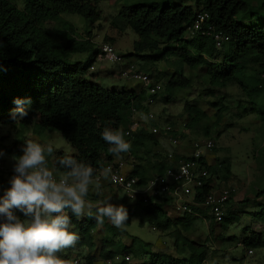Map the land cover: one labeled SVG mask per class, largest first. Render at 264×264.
Listing matches in <instances>:
<instances>
[{"label":"trees","instance_id":"1","mask_svg":"<svg viewBox=\"0 0 264 264\" xmlns=\"http://www.w3.org/2000/svg\"><path fill=\"white\" fill-rule=\"evenodd\" d=\"M103 1L22 0L20 5L17 0H0V126L28 128L34 124L39 135L53 130L72 146L75 151L72 156L95 169L116 158L109 151L111 146L102 139L104 128L123 129L124 139L127 142L132 139L130 152L137 159L132 174L143 182L152 175L164 174L170 167L167 156L156 153L152 159L148 158L158 142L146 128L135 125L133 137L126 136L133 123V108L144 116L149 112L143 105L147 100L146 92L138 93L130 88L107 90L87 79L99 56L92 27L101 20ZM255 1L256 4L253 0H180L178 3L174 0H127L111 26L120 33L131 29L138 36L133 52L123 55L126 61L137 58L146 66H156L175 60L176 68L166 83L167 101L172 100L177 91L190 86L185 67L191 70L203 67L211 90L238 86L252 106L249 112L264 120V0ZM205 13L210 19L201 30L192 32L199 16ZM64 14L78 15L86 21L85 37L77 34L74 25L62 17ZM47 23H54V27L49 29ZM209 26L230 38L221 49H217L214 38L207 34ZM226 45L230 47L228 52L223 50ZM76 55H85V58L75 59ZM253 68L261 71L248 76L247 71ZM17 99L26 101L23 107L28 115L15 122L11 114L17 108L14 103ZM187 115V129L203 131L207 138L211 137L210 127L203 124L208 119L204 110L190 106ZM218 117L221 118L220 113ZM217 137L220 138V133ZM5 152L12 156L22 155L17 144L5 147ZM63 154L54 153L53 159L49 157V166L53 167ZM218 161L208 166L211 180L228 183L234 177L231 164L226 159ZM55 168L57 173L63 171L59 165ZM258 196H264V190ZM165 201L129 204L126 225L139 217L142 226L149 224L153 229L169 231L176 248L189 252V256L151 253L147 262L141 264H204L209 258L210 247L184 235L195 220L190 215H172L163 205L171 201ZM260 206L264 210V205ZM228 209L224 221L218 225L223 231L240 220ZM66 211L71 216L72 231L80 239L75 248L65 249L58 255L69 258V254L86 248L89 254L84 257L85 264H95L92 254L98 251L94 236L96 219H80L71 215L70 209ZM13 212L22 220L28 218L19 209ZM210 226L217 225L212 222ZM243 232L245 234L246 230ZM130 239V247L119 244L116 250L103 249L101 256L112 260L130 251L139 259L143 255L133 250L138 239ZM229 240L244 244L245 249L264 248L263 233L252 232ZM122 264L127 263L123 260Z\"/></svg>","mask_w":264,"mask_h":264},{"label":"rangeland","instance_id":"2","mask_svg":"<svg viewBox=\"0 0 264 264\" xmlns=\"http://www.w3.org/2000/svg\"><path fill=\"white\" fill-rule=\"evenodd\" d=\"M17 1L20 5L23 4L22 0ZM126 1L105 0L101 3V20L92 27L93 42L98 48L108 43L113 45L121 55L133 52V45L138 40V36L131 29L120 33L111 26ZM174 1L180 2V0ZM253 3L256 4V1L253 0ZM62 17L74 25L80 37H85L84 28L88 24L82 17L73 14H64ZM47 27L53 28L54 23H47ZM229 49V45L223 48L225 52H228ZM74 58L84 59L85 55H76ZM129 63L135 65L139 70L151 74L153 79L163 86V91L158 96L156 104L150 108L157 117V121L145 122L144 125L149 128L157 123H172L181 137L180 147H174L166 138L151 136L158 144L151 149L148 158L152 159L156 153H159L167 156L169 162H177L179 155L187 152L192 140L206 138L203 131H191L185 127L188 123V107L197 106L208 115V119L203 124L210 127L212 135L209 138L215 143L214 150L209 153L211 165L216 160L224 159L231 164L234 177L228 183H224L222 180L217 181L222 186L235 190L228 210L238 215L239 222L231 224L228 230L223 231L218 225L211 227L200 220H195L191 229L184 232V235L210 247L208 264H264V248L254 249V253L248 255L245 248L236 243L237 241L229 240L230 237L242 238L252 232L264 234V210L261 208L263 206H260L264 205V196H258L264 190V120L259 115L249 112L252 106L248 97L238 86H229L226 90H211L206 78V70L203 67L196 70L185 67V75L191 80L190 86L185 90L177 91L174 98L167 101L166 83L176 68L175 60H172L171 63L162 62L156 66H146L137 58ZM119 70V67L112 62H97L89 71L87 79L95 81L107 90L113 88L119 91L124 88L138 89V82L121 79ZM260 71V68L249 69L247 75L254 76ZM220 109H222L221 112ZM218 113L221 114V118L218 117ZM137 119H140V116H137ZM219 133L220 138L217 137ZM28 139L40 143L53 142L54 153L67 152L70 155L75 153L72 146L53 130H47L43 135H39L34 130V124L28 128L0 126V151L5 153L1 157L3 171H0V198L11 187V173L14 171L15 165L13 156L5 152V147L17 144L19 152L23 154L21 149L24 146V141ZM132 160L137 163L134 156ZM57 174L59 175V173ZM100 185L99 195L96 193L95 187L92 186L87 197L94 205L91 216L85 215L80 219L95 218V205L98 201L110 200L117 206L121 204L126 208L129 206L130 202L124 191L116 189L106 181ZM163 205L164 208H167L165 204ZM167 209L172 215H175L173 209L169 207ZM212 229H214L213 233ZM244 229L246 230L245 234ZM94 236L98 245V251L92 254L96 259L95 264H109V262L110 264H122L123 260L127 264H141L147 262L151 253L189 256V252L176 248L171 232L153 229L149 224L142 226L139 217H134L131 224L126 225L123 231L117 229L110 220L105 218L103 224H97ZM130 238L138 239L133 250L143 255L139 256V259H136L130 251H126L123 255L112 260H106L101 256L103 249L116 250L120 247L119 244L130 247L132 245ZM88 254L89 250L85 248L69 254V257L78 255L84 260Z\"/></svg>","mask_w":264,"mask_h":264},{"label":"clouds","instance_id":"3","mask_svg":"<svg viewBox=\"0 0 264 264\" xmlns=\"http://www.w3.org/2000/svg\"><path fill=\"white\" fill-rule=\"evenodd\" d=\"M14 103L17 108L11 119L22 121L28 115L23 107L26 101L17 99ZM143 128L150 132L151 127ZM124 136L123 129L105 127L102 132V139L116 157L131 150ZM21 150L22 155L12 157L15 174L10 180L11 187L0 198V264H80L75 257L58 255L65 249L75 248L80 239L71 230L72 220L66 210L70 209L71 215L77 218L91 216L94 205L87 199L90 187L94 186L99 195L101 175L116 179L111 175L112 169L103 166L95 169L65 152L55 160V165L63 170L57 175L55 165L50 167L48 159L55 151L53 142L28 139ZM4 155L0 151V157ZM13 209H19L28 219L22 220ZM95 212L97 224H103L107 218L122 231L129 221L127 208L110 200L98 201Z\"/></svg>","mask_w":264,"mask_h":264},{"label":"built area","instance_id":"4","mask_svg":"<svg viewBox=\"0 0 264 264\" xmlns=\"http://www.w3.org/2000/svg\"><path fill=\"white\" fill-rule=\"evenodd\" d=\"M208 14H201L195 23L194 31L202 29V25L209 20ZM207 34L214 38L217 49L230 41L224 34L215 32L209 26ZM98 62H112L119 67L120 78L128 82H138V93L146 92L147 100L144 106L148 109L156 104L158 96L163 91L161 83L155 81L150 74L140 71L135 65L127 63L123 55L119 54L111 44H104L100 47ZM140 116V119H137ZM145 119V120H144ZM144 120V121H143ZM157 117L149 110L146 116L133 108L132 126L126 132L128 138H132V130L135 125L144 127V122H155ZM154 136L166 138L172 146L180 147L181 137L177 129L170 123L156 124L150 129ZM132 139L130 140V144ZM215 148V143L210 138L194 139L190 142L187 152L179 155L177 162H170L169 169L160 175H152L146 181L132 174L136 165L131 152L125 156L116 157L114 161L106 163L104 167H110L115 180L105 179L100 176L99 183L106 181L118 190L124 191L130 204L142 202L149 204L155 202H167L166 207L173 209L175 215H190L194 220H200L206 225L212 222L220 225L224 221L226 211L231 203L235 190L231 187L222 186L218 181L211 180V173L208 166L211 165L209 153ZM122 158V159H121ZM0 171H3V160L0 157ZM14 171L11 173L13 176ZM57 174V173H56ZM58 175V174H57ZM168 210V209H167ZM244 248V244H239ZM248 255L254 253L253 249H245ZM80 264L85 261L76 258ZM129 259V258H127ZM204 264H208L206 261Z\"/></svg>","mask_w":264,"mask_h":264},{"label":"crops","instance_id":"5","mask_svg":"<svg viewBox=\"0 0 264 264\" xmlns=\"http://www.w3.org/2000/svg\"><path fill=\"white\" fill-rule=\"evenodd\" d=\"M234 175V174H233ZM178 216V215H177Z\"/></svg>","mask_w":264,"mask_h":264}]
</instances>
